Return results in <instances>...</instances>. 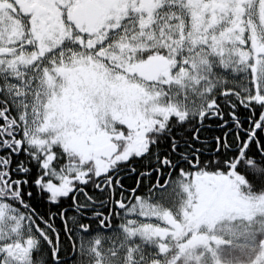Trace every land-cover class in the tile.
<instances>
[{
	"label": "snow or ice",
	"instance_id": "obj_1",
	"mask_svg": "<svg viewBox=\"0 0 264 264\" xmlns=\"http://www.w3.org/2000/svg\"><path fill=\"white\" fill-rule=\"evenodd\" d=\"M0 264H264V0H0Z\"/></svg>",
	"mask_w": 264,
	"mask_h": 264
}]
</instances>
